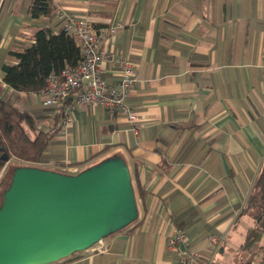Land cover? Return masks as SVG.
<instances>
[{
  "label": "crops",
  "instance_id": "obj_1",
  "mask_svg": "<svg viewBox=\"0 0 264 264\" xmlns=\"http://www.w3.org/2000/svg\"><path fill=\"white\" fill-rule=\"evenodd\" d=\"M30 3L0 0V99L47 130L55 125V108L3 82L2 66L17 63L13 53L28 48L35 31L59 30L54 17L32 19ZM54 5L86 16L96 27L122 24L108 47L136 65L138 82L126 103L141 125L136 136L120 115L74 106L66 135L52 138L45 167L58 172L73 175L122 158L137 207L130 226L103 239L104 254L86 250L55 264H172L177 252L167 239L177 223L185 226L190 248L201 254L197 264H213L214 239L223 241L245 214L241 209L264 160V0H54ZM100 77L118 81L107 64Z\"/></svg>",
  "mask_w": 264,
  "mask_h": 264
},
{
  "label": "water",
  "instance_id": "obj_2",
  "mask_svg": "<svg viewBox=\"0 0 264 264\" xmlns=\"http://www.w3.org/2000/svg\"><path fill=\"white\" fill-rule=\"evenodd\" d=\"M136 218L130 171L119 156L74 175L17 167L0 202V264L59 262Z\"/></svg>",
  "mask_w": 264,
  "mask_h": 264
},
{
  "label": "trees",
  "instance_id": "obj_3",
  "mask_svg": "<svg viewBox=\"0 0 264 264\" xmlns=\"http://www.w3.org/2000/svg\"><path fill=\"white\" fill-rule=\"evenodd\" d=\"M54 8V0H31L28 15L32 19L41 17L50 19L53 18ZM32 39L33 43L28 48L13 53L17 61L15 65L2 66L3 82L14 91L38 94L50 74H58L65 66H75L81 60V56L73 39L60 29L54 32L49 26L39 28L32 35ZM71 105L72 99L66 98L61 107L55 108V125L50 129L43 130L36 128L33 116L0 99V174L3 172V175L0 176V186L6 180V172L9 171L6 182V188L8 187L12 172L17 167H37L58 172L53 169L54 167H45L48 163L46 153L59 128L56 123L60 122L62 108ZM3 153H6L7 160H3ZM62 166H64L62 163L56 164V167ZM58 173L67 174L65 172ZM5 189L1 192V200ZM138 193H140L139 189ZM241 213L249 214L253 218V226L250 227L247 234L250 240L248 243L241 244L239 248V250H244L252 242L258 241L261 235H264V160ZM176 227L186 231L183 224L177 223ZM258 247L263 248L262 246ZM261 250L264 251V248ZM80 253L82 252L74 253L66 259ZM241 264H253V257L250 255V258L244 262L242 260ZM260 264H264V259Z\"/></svg>",
  "mask_w": 264,
  "mask_h": 264
},
{
  "label": "built area",
  "instance_id": "obj_4",
  "mask_svg": "<svg viewBox=\"0 0 264 264\" xmlns=\"http://www.w3.org/2000/svg\"><path fill=\"white\" fill-rule=\"evenodd\" d=\"M53 17L59 29L69 35L77 45L81 60L73 67L65 66L58 74H50L46 84L36 94L45 107L59 108L70 97L71 106L62 108L57 134L66 135L72 124L73 107L94 106L107 115H120L130 124L134 135H139V117L126 103V98L136 86L138 77L136 65L128 54L109 49V40L122 28L120 22L96 27L82 14L65 7L55 6ZM107 64L117 75L118 81L109 83L100 77L101 66ZM170 250L177 252L172 264H197L200 252L188 245L186 231L175 227L167 239ZM93 253L104 254L103 239L90 249Z\"/></svg>",
  "mask_w": 264,
  "mask_h": 264
},
{
  "label": "rangeland",
  "instance_id": "obj_5",
  "mask_svg": "<svg viewBox=\"0 0 264 264\" xmlns=\"http://www.w3.org/2000/svg\"><path fill=\"white\" fill-rule=\"evenodd\" d=\"M2 175L3 172L0 176ZM6 176V180L0 186V200L1 192L7 186L6 182L9 177V171L8 173L6 172ZM252 226V216L249 214L241 215L236 225L230 229L223 241L221 239H214L216 250L213 252L212 259L210 261L213 264H241L242 260L243 262L246 261L251 255V257H253V264H260L264 259V251L261 250L264 248V235H261L258 241L252 242L247 249L239 250L241 244L249 242L250 238L247 237V234L248 230ZM258 246H262L263 248ZM255 251L257 252L253 254Z\"/></svg>",
  "mask_w": 264,
  "mask_h": 264
}]
</instances>
